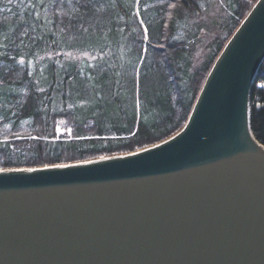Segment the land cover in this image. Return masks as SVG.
I'll return each instance as SVG.
<instances>
[{
  "label": "water",
  "instance_id": "1",
  "mask_svg": "<svg viewBox=\"0 0 264 264\" xmlns=\"http://www.w3.org/2000/svg\"><path fill=\"white\" fill-rule=\"evenodd\" d=\"M264 0L174 135L67 167L0 169V264H264V146L249 124Z\"/></svg>",
  "mask_w": 264,
  "mask_h": 264
},
{
  "label": "trees",
  "instance_id": "2",
  "mask_svg": "<svg viewBox=\"0 0 264 264\" xmlns=\"http://www.w3.org/2000/svg\"><path fill=\"white\" fill-rule=\"evenodd\" d=\"M256 1L221 0L224 16L209 20L213 0H0V169L121 155L175 134ZM68 53L104 56L91 68ZM259 67L249 124L264 146Z\"/></svg>",
  "mask_w": 264,
  "mask_h": 264
},
{
  "label": "rangeland",
  "instance_id": "3",
  "mask_svg": "<svg viewBox=\"0 0 264 264\" xmlns=\"http://www.w3.org/2000/svg\"><path fill=\"white\" fill-rule=\"evenodd\" d=\"M217 9H218L219 12H221L220 14H223V15L220 16V18H222L224 16V9L225 8H224L223 3H221V0H213V5L211 7V10L209 11V13H207L208 14L207 16L209 17V20L212 19V17H214V15L217 12ZM59 12H61V9H58L54 13L60 14ZM214 33L216 34L215 31H212V35H214ZM207 41L208 40L206 39L204 41V43H207ZM200 54L196 55L195 64H198L200 62V60H201ZM103 56H104L103 54H101V55L99 54L98 55L97 53H93V54H88V53H82V54H79V53L78 54L77 53L72 54V53H70L69 54L68 53V54H66V57L74 59L75 61L78 62V64L80 62L82 64H85V66L86 65H90L91 68H94L96 65H98L96 63H97L99 57H103ZM28 66H29L28 68H30V70H33V68H35L34 67V63L31 62V61L28 62ZM258 86L260 88H264V83H260ZM58 129H59L58 133L61 134L62 130L60 129V127Z\"/></svg>",
  "mask_w": 264,
  "mask_h": 264
},
{
  "label": "snow or ice",
  "instance_id": "4",
  "mask_svg": "<svg viewBox=\"0 0 264 264\" xmlns=\"http://www.w3.org/2000/svg\"><path fill=\"white\" fill-rule=\"evenodd\" d=\"M61 123H63V121H61ZM57 131H59V129L57 130ZM69 131H71L70 129H69ZM101 159H105V157H101ZM91 161H86L85 163H90ZM52 167H67V165H64V164H55V165H51ZM24 171H33L34 169H31V168H29V169H23ZM5 171H8V169H5Z\"/></svg>",
  "mask_w": 264,
  "mask_h": 264
}]
</instances>
